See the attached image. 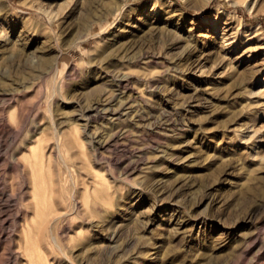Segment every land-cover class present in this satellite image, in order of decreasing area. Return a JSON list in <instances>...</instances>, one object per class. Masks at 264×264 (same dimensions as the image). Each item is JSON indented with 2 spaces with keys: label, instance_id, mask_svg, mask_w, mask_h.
I'll return each mask as SVG.
<instances>
[{
  "label": "rangeland",
  "instance_id": "374dc122",
  "mask_svg": "<svg viewBox=\"0 0 264 264\" xmlns=\"http://www.w3.org/2000/svg\"><path fill=\"white\" fill-rule=\"evenodd\" d=\"M0 264H264V0H0Z\"/></svg>",
  "mask_w": 264,
  "mask_h": 264
},
{
  "label": "bare ground",
  "instance_id": "6f19581e",
  "mask_svg": "<svg viewBox=\"0 0 264 264\" xmlns=\"http://www.w3.org/2000/svg\"><path fill=\"white\" fill-rule=\"evenodd\" d=\"M259 0H246V3L250 6V8L254 7L256 4H258ZM120 6H118L119 8ZM83 17H87V13L83 14ZM129 76V75H128ZM127 76V77H128ZM130 78V77H129ZM120 84H122L120 82ZM117 112H113V114H116Z\"/></svg>",
  "mask_w": 264,
  "mask_h": 264
}]
</instances>
